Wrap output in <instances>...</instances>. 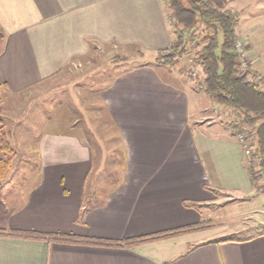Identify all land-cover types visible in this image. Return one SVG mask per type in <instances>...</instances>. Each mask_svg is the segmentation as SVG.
<instances>
[{
	"label": "crops",
	"instance_id": "obj_1",
	"mask_svg": "<svg viewBox=\"0 0 264 264\" xmlns=\"http://www.w3.org/2000/svg\"><path fill=\"white\" fill-rule=\"evenodd\" d=\"M209 1L237 16V39L246 46L251 68L264 75L257 18L241 32L239 15L252 0ZM0 28V90L11 94L66 76L80 60L89 64L95 47L97 54L111 46L152 59L173 41V23L162 0H0ZM160 69L146 62L120 71L98 95L104 125L116 136L101 142H116L124 157L114 181L103 179L107 166L92 175L90 136L45 133L40 163L18 165L0 184V229L5 232L72 235L118 246L0 236V264H264V231L234 238L227 223L211 221L212 208H229L235 204L232 197L244 191L242 201L253 205L252 218L264 227V195L251 185L239 136L220 116L221 128L212 126V113L224 112L212 101L211 114L206 109L191 113L201 97L185 83L163 77L177 79L173 69ZM95 125L88 129L95 131ZM200 222H210L211 228L120 246ZM225 237L230 240H220Z\"/></svg>",
	"mask_w": 264,
	"mask_h": 264
},
{
	"label": "rangeland",
	"instance_id": "obj_2",
	"mask_svg": "<svg viewBox=\"0 0 264 264\" xmlns=\"http://www.w3.org/2000/svg\"><path fill=\"white\" fill-rule=\"evenodd\" d=\"M239 18L242 23L241 32H246L249 29L248 22L250 20L254 22L257 18V23L261 26L260 34L264 38V0H252L243 14L239 15ZM237 42L240 43L242 47L240 48L244 53L243 60L240 62L244 66L240 72L243 74L253 71L256 73V82L262 80L264 75L251 68L245 44L240 40H237ZM195 45V42L186 45L185 54L175 59L171 64L160 63L157 56L146 59L142 53H137L135 50L116 51L111 46L102 47L99 54H97L98 49L95 47L96 50L92 51L94 56H92V59L90 58L91 60H88L90 63L85 65V60L75 62L73 66H70L72 68L67 73L69 75L64 74L66 76L51 79L44 85L20 94H11L0 90L1 115L5 121V129L8 132V141L15 151L9 175L0 184L4 185L3 183L8 182L10 174L16 173L12 170L16 169L18 165H38L40 163L39 144L45 133H78L83 134L86 138L90 136L92 141H98L99 149L96 147L92 149V164L94 165L92 175L99 173L97 167L100 165L107 166L106 168L110 171H101L103 172L101 173L104 176L103 179L114 181L119 173L115 170L123 163L124 157L122 147H118L119 149L115 147L116 142L112 143L110 141V144L107 141L101 142L106 137L113 136L115 138L116 136L110 130L112 129L111 126L104 125L106 114H104L103 107L98 101V95L118 72L138 67L146 62H151L152 66L158 70H161L160 65L165 69H173L176 72L177 79L164 73L163 77L168 78L175 84L185 83L193 89L192 92L195 95L201 97L199 104L195 102V106L192 104L191 113L198 109V112L202 114V111L206 109L207 113L211 114L212 111L209 105L211 100L203 91L199 90L201 69L195 58L196 50L192 48ZM86 67L87 69H84ZM178 70H181L180 73H178ZM215 107L217 106L215 105ZM217 108L223 110L220 107ZM223 111L222 115L212 113L211 122L216 130L221 128L218 122L219 119L225 125L233 119L230 113L226 110ZM218 117L219 119H217ZM93 120L96 122L95 131L92 129L90 131L88 126L95 123ZM98 121L99 123H97ZM193 127L194 129L199 128L197 124H194ZM87 132H90L91 135H88ZM239 141L245 155V165L247 168L249 166L256 168V139L253 130L248 129L240 133ZM0 157H2L1 152ZM238 186L241 190H245L243 186ZM259 194L264 195V193ZM244 196H247L245 192L240 191L232 197V201H235L234 205L223 209H220V205L218 208H212L213 218L211 221L216 224L227 223L230 226L229 231L232 233L229 234L234 238H246L264 231V227L258 226V219L252 218L253 205L251 206L242 201ZM208 224L211 225L210 222Z\"/></svg>",
	"mask_w": 264,
	"mask_h": 264
},
{
	"label": "trees",
	"instance_id": "obj_3",
	"mask_svg": "<svg viewBox=\"0 0 264 264\" xmlns=\"http://www.w3.org/2000/svg\"><path fill=\"white\" fill-rule=\"evenodd\" d=\"M173 23V41L170 47L156 56L162 64H171L185 54L186 45L195 42V58L201 69L199 90L217 106L231 114L225 126L238 135L253 130L256 139V168L248 167V175L255 192L264 193V76L256 82V73H241L239 57L235 53L237 42V16L229 10H220L209 0H162ZM4 33L0 28V40ZM160 56V57H159ZM1 99V97H0ZM0 104V183L4 182L12 166L14 149L8 141V132L1 115ZM94 147L98 141L86 140ZM98 147V146H97ZM220 196L222 193L213 191ZM210 207L211 205H205ZM211 228L208 222L163 233L123 241L120 246L138 245L188 235ZM0 236L24 240H44L62 244H84L115 247L117 243L72 235L41 234L32 231L0 230ZM221 241L230 239L224 238ZM190 246L188 250L192 249Z\"/></svg>",
	"mask_w": 264,
	"mask_h": 264
},
{
	"label": "built area",
	"instance_id": "obj_4",
	"mask_svg": "<svg viewBox=\"0 0 264 264\" xmlns=\"http://www.w3.org/2000/svg\"><path fill=\"white\" fill-rule=\"evenodd\" d=\"M241 47V45H240V43H238V42H236V44H235V53L238 55V57H239V62H241L243 59H242V57L244 56V53L242 52V47ZM243 54V55H242ZM241 65V64H240ZM243 66L244 65H241V67H242V69L241 70H243Z\"/></svg>",
	"mask_w": 264,
	"mask_h": 264
}]
</instances>
